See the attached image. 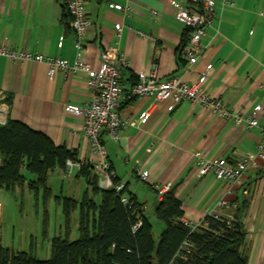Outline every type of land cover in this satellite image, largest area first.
Listing matches in <instances>:
<instances>
[{
  "label": "crops",
  "instance_id": "0c3cea01",
  "mask_svg": "<svg viewBox=\"0 0 264 264\" xmlns=\"http://www.w3.org/2000/svg\"><path fill=\"white\" fill-rule=\"evenodd\" d=\"M174 2L194 6V0H87L92 25L83 40V50L78 51L76 34L67 26L71 18L66 0H0V34L18 51L65 59L70 65L80 60L93 69L102 66L105 51L116 49L117 60L127 62L121 118L126 123L139 122L138 126L123 128L119 141L103 135L117 179L144 211L147 203L154 201L155 216L161 201L157 187L170 185L182 203V220L189 225L199 226L214 213L238 217L247 233L244 251L250 264H264V163L261 169L245 174L233 195L228 194L227 181L198 173L202 160H238L257 153L264 138V0H216L215 20L192 66L181 57L187 27L177 21ZM112 3L122 5L125 11L110 8ZM118 25L125 26L121 37L116 34ZM209 69L202 84L205 91L244 118L254 114L257 126L215 116L190 102L152 106L150 98L130 97L142 74L156 75L162 81L179 77L194 85ZM87 80L85 71H58L51 76L47 64L16 63L0 57V101L7 106V119L22 122L46 134L58 147L76 153L78 161L70 175L76 170L84 196L89 186L78 177L77 164L98 158L80 112L92 98ZM23 173L36 180L25 169ZM67 173L68 169L58 168L51 174L64 179ZM143 174L148 177L146 181ZM49 185L54 191L51 182ZM59 196L66 197L63 192ZM222 199L232 200L233 206L219 208ZM2 210L0 200V216Z\"/></svg>",
  "mask_w": 264,
  "mask_h": 264
},
{
  "label": "trees",
  "instance_id": "16d2710c",
  "mask_svg": "<svg viewBox=\"0 0 264 264\" xmlns=\"http://www.w3.org/2000/svg\"><path fill=\"white\" fill-rule=\"evenodd\" d=\"M67 26L71 29L70 23ZM190 35L191 29L187 28L181 50ZM0 154V187L16 191L28 185L37 197L43 192L46 201L53 196L50 174L58 168L67 170L69 161H78L75 152L58 147L46 134L11 120L0 125ZM24 169L36 180H30ZM78 177L87 181L89 190L82 201L56 197L65 215L66 237L53 239L51 258L41 260L0 243V264H250L244 251L247 233L238 217L231 225L224 217L210 215L199 226L189 225L182 220V203L172 189L156 210L157 218L166 226L157 246L153 224L127 187L121 192L102 189L99 176L87 164ZM114 182L120 183L117 178ZM124 195L130 199L128 205L122 202ZM77 210L80 236L71 241L72 216ZM138 223L141 225L135 230ZM185 242L193 246L190 251L185 249Z\"/></svg>",
  "mask_w": 264,
  "mask_h": 264
},
{
  "label": "built area",
  "instance_id": "2783aa9c",
  "mask_svg": "<svg viewBox=\"0 0 264 264\" xmlns=\"http://www.w3.org/2000/svg\"><path fill=\"white\" fill-rule=\"evenodd\" d=\"M86 3L87 0H66V9L71 18L70 26L77 37L75 47L78 51L83 50V40L92 25L87 14ZM173 6L176 9L177 21L191 29L189 41L181 50V57L192 66L197 63L203 51L202 42L207 34V29L215 20L216 0H194V6L192 8L178 2H174ZM110 8L125 11L122 5L115 3L110 4ZM153 14L157 15V12H153ZM124 28V25H118L116 27L118 37H121ZM139 34L145 36L144 33ZM62 46L63 43L60 44V47ZM116 54V49L105 51L102 55L104 63L99 69H93L90 65L80 60H77L74 65H70L65 59L47 57L26 50L18 51L5 43L3 36L0 34V57H6L16 63L34 61L47 64L50 68L51 76H55L58 71L64 73L85 71L88 74L87 83L89 89L92 91V98L80 112L84 116L86 136L89 138L93 152L98 158L92 159L87 165L91 166L99 176V186L102 189H115L117 192H121L124 189V185L122 183L115 184L114 182L117 176L109 162L108 151L103 144V135L107 134L111 139L119 141L123 128L129 125L138 126L139 122L132 120L126 123L121 118L120 99L124 94L122 78L123 70L127 66V62L125 60H117ZM211 69L203 74L194 85L183 82L179 77H170L162 81L156 75L146 76L142 74L138 83L131 88L130 97L150 98L153 100L152 106L166 103L177 105L190 102L212 111L215 116L226 119L233 118L239 124L247 121L249 126H257L259 121L254 114L244 118L241 113L228 108L222 100L211 97L205 91L202 84L207 80ZM3 102L0 101V125H5L8 120L7 106ZM263 163L264 138L258 146L257 153L238 160H228L226 158H220L214 161L202 160L199 163L198 173L201 176L213 174L217 180L227 181L230 184L228 194L233 195L235 185L245 174L250 170L261 169ZM75 164L73 161L68 162L67 169L69 173L72 172ZM77 165L79 169L85 166L84 163H78ZM147 178V175H142L144 181ZM157 190L162 200L171 190V187L170 185H166L157 187ZM122 202L124 205H128L130 203L129 197L124 195ZM232 206V200L228 199H222L218 203V207L222 209H229ZM210 216L217 219L222 217L216 213ZM232 221L233 217L226 218L228 225H231ZM140 225L141 223H138L135 226V230ZM184 246L188 251L193 247L188 242H185Z\"/></svg>",
  "mask_w": 264,
  "mask_h": 264
},
{
  "label": "rangeland",
  "instance_id": "374dc122",
  "mask_svg": "<svg viewBox=\"0 0 264 264\" xmlns=\"http://www.w3.org/2000/svg\"><path fill=\"white\" fill-rule=\"evenodd\" d=\"M75 176L76 170L72 175L67 173L64 179L58 178L57 174H51L49 179L54 191L52 198L48 201L44 199L43 192L37 197L28 189V185L16 191L2 189L0 200L3 202V210L0 216V236L3 246L32 253L41 260L50 259L53 239L66 237L65 215L55 197L62 192L66 197L77 200H82L84 196L85 188L82 194L80 188L83 182ZM144 213L153 224V236L158 246L166 226L155 216L154 201L147 203V210ZM79 217L80 211L77 210L72 216L71 241L79 239Z\"/></svg>",
  "mask_w": 264,
  "mask_h": 264
}]
</instances>
